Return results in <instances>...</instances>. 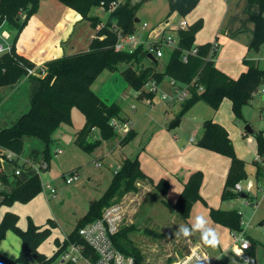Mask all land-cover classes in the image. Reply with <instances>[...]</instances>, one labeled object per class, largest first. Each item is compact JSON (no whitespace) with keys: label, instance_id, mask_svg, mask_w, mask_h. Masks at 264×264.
Masks as SVG:
<instances>
[{"label":"trees","instance_id":"trees-1","mask_svg":"<svg viewBox=\"0 0 264 264\" xmlns=\"http://www.w3.org/2000/svg\"><path fill=\"white\" fill-rule=\"evenodd\" d=\"M43 0H0V28L4 24L12 26L16 34L10 44L11 50L0 55V88L15 85L22 77L28 76L30 69L37 65L17 52L16 43L19 35L27 25L29 19L36 15ZM80 14L84 21H88L93 29H98L96 37L91 41L89 49L84 52L65 55L61 58L47 61L43 64V76L32 75L31 79L38 82V89L32 98L30 110L24 114L13 126L0 131V178L9 183V176L2 173V162L8 159V154L20 156L24 151V139L35 137L45 145L44 161L49 163L51 158L49 146L53 142V133L62 124H71L72 109L77 107L86 118V125L77 135L76 144L86 152H92L103 141L116 137L114 121L127 122L123 117V110L117 103L108 104L92 91V85L105 71L117 72L121 66H126L121 74L128 86L139 92V98L153 100L155 93L146 92V86L151 82L157 85L169 78L179 84H190L198 78V83L205 90L199 94L196 88L192 89L190 99L182 103L184 111L192 108L197 102H204L213 110H218L222 102L228 99L232 102V111L236 120L243 119V109L249 105L255 95L264 86V70L259 68L254 61H245L248 67L238 79L234 80L216 68L214 63L215 53H211L212 44L197 46L196 35L202 29V21L189 26L187 29L177 30V47L170 54L169 61L163 72H158L159 60H152L140 46L134 53L117 52L115 45L119 35L129 36L136 32V14L139 7L148 0H58ZM199 0H169L170 16L177 13L185 18L198 5ZM250 4L258 7V13L250 16V21L255 25L254 38L249 47L250 51L258 52L264 45V0H249ZM111 4L115 5L110 10ZM104 8L109 13L105 23L100 17L91 15L93 9ZM194 48L197 54L189 55L187 62L184 56ZM100 133V140L90 142L94 131ZM136 137V132L129 129L123 137L121 144L126 145ZM255 138L258 143V154L264 157V131L257 132ZM202 149L212 151L230 159L231 165L222 201H229L247 194L237 191V186L248 178L247 163L240 159L234 149L228 131L212 119L205 121L203 136L198 142ZM257 177L264 176V169L260 163H254ZM77 173V172H72ZM16 176V175H15ZM152 180L144 173L138 157L125 159L114 174L112 182L105 194L90 205L88 214L79 223L76 230L68 235V239L61 242L55 240L56 251L52 256L39 252L40 246L52 235L55 224L48 220V227L36 225L29 218L27 229L19 227V216L6 212L0 221V243L5 240L8 232H13L22 240L21 251L16 259H10L0 250V264H30V257H34L36 264H56V261L70 243L85 245L79 236L80 228L101 218L103 211L119 203L128 194L138 192L137 184ZM203 182L202 172L191 175L184 186V190L176 204L173 206L168 201L170 185L166 180H161L154 189L162 197V203L171 212L179 214L187 222L194 204L203 201L200 189ZM10 192L1 193V206L12 207L16 203L27 204L38 197L43 190L42 182L38 175H33L26 180L16 176L10 183ZM211 220L221 225L232 233L243 232L242 215L236 210L211 209ZM133 227H123L113 237L115 247L126 256L135 258L136 264H146V258L133 240L130 233ZM147 234L163 238L165 234L146 229ZM254 242L248 251L254 252ZM86 254L93 260L97 256L93 250L86 246ZM172 263V259L168 264Z\"/></svg>","mask_w":264,"mask_h":264},{"label":"rangeland","instance_id":"rangeland-1","mask_svg":"<svg viewBox=\"0 0 264 264\" xmlns=\"http://www.w3.org/2000/svg\"><path fill=\"white\" fill-rule=\"evenodd\" d=\"M53 1L58 2L61 6L63 5L58 0ZM121 1L123 0H118V2ZM138 1L134 0V2ZM114 8L115 6L111 4L109 12ZM91 15H97L105 23L109 13L105 12L101 6L93 9ZM136 18L140 22L137 23L135 33L141 37V40L142 38L148 39L149 42L161 40V33L164 31L165 38H172L176 46L177 30L180 28L183 18L179 15L170 16L169 0L146 1L139 7ZM166 21H169V23L167 24ZM143 25L148 26L145 31L141 30ZM7 28L8 25L0 28V36L7 31ZM5 42V39L1 36L0 43L4 44ZM149 42L144 43V47H147ZM165 52V56L158 59L159 65L156 68L158 72L165 70L172 49L166 48ZM125 67L121 66L120 71L117 72L103 71L92 85V91L102 100L109 104L117 103L123 110V117L128 120L127 122L120 120L113 122L116 128V137L109 141H103L92 152L81 149L77 146L76 139L80 130L85 128L86 118L77 107L73 108L72 123L62 124L53 133V142L49 146L51 158L48 169L40 171L39 178L42 186L50 184L56 193L52 195L49 190L46 191L43 188L42 193L30 203H16L13 207H0V220L4 217V213L10 209L9 212L16 213L19 216L18 225L23 230L27 229L29 218L36 225L44 228L48 227V220L55 224L52 235L39 248V252L47 256L54 254L56 249L55 240L59 239L63 242L66 236L73 233L88 214L92 202L99 200L105 194L115 172L119 171L123 161L125 159H135L146 151L147 147L148 149L153 148L150 141L151 143L154 141L150 139L154 134L156 135L160 130H163L176 137L181 135L182 138L180 137L179 140L183 139L184 136L187 139L195 138L191 133L190 127L193 124L190 118L193 115H198L203 110L202 108L205 107L203 102H197L192 108L184 111L181 102L173 105L169 100H163L162 97L164 96L169 97V99L175 97L174 90L169 84L170 80L166 78L161 84L157 85L158 91L154 94L153 100H150L151 104H149L146 101L149 100L148 98H139V92L128 86L121 74ZM152 88V84H148L145 88L146 92L149 93ZM263 96L264 94L259 90L251 103L244 107L243 119L236 121L242 131L249 136H253L254 131L258 132L264 129ZM179 118L183 120L181 127L171 128L174 121ZM247 126L251 128L252 132L246 130ZM129 129L136 132V137L128 144L123 145L121 141ZM100 139L99 131L95 130L94 137L89 141L94 142ZM24 143V151L20 156L13 157V161L6 159L2 162L1 171L9 176V183L0 178V203L2 201L1 193L10 192V183L15 180L17 169L23 170L25 162L33 161L34 165H39L44 161L46 145L41 140L35 137H26ZM60 150L62 153L56 155ZM256 159L257 155L254 153V157L248 160L246 168L249 179L253 177V173L255 178L253 161ZM74 171L77 172L78 179L72 184H67L66 180L70 178ZM33 175V172L24 170L20 178L26 180ZM248 178L242 181L244 185H247ZM254 187H257L255 180ZM237 191L244 193L241 188ZM244 194L250 196L248 193ZM141 195L142 191L138 187L137 193L126 195L119 203L126 202L130 206V212L132 213L127 217L123 227H133V231L130 233L131 239L143 251L146 264H168L170 259L173 263L178 258L187 255L194 243L193 233L190 231L187 222L179 214L171 212L162 203L158 191L148 194L147 198ZM244 198L239 197L225 202L231 204L236 201V204L238 202L244 204ZM146 229L163 233L165 237H153L147 234ZM260 231V235L264 237L261 228ZM248 235L254 240L253 230L248 232ZM243 236L247 237L245 234ZM262 237L257 236L255 240L264 245ZM11 239L14 240L13 243ZM5 240L3 252L10 259H14L19 255L22 240L13 232H8ZM197 240L196 243L200 244L206 251L211 249V246L205 240H200V237ZM237 243L240 244L239 241ZM234 253L232 250L221 252V256L213 264H246ZM217 254H219V250ZM247 255L251 256L248 252ZM30 264H36L34 257H30ZM80 264L84 263L81 262Z\"/></svg>","mask_w":264,"mask_h":264},{"label":"crops","instance_id":"crops-1","mask_svg":"<svg viewBox=\"0 0 264 264\" xmlns=\"http://www.w3.org/2000/svg\"><path fill=\"white\" fill-rule=\"evenodd\" d=\"M258 11V7L250 4L249 0H199L196 8L184 19L188 27L202 21L203 27L196 35L195 44L201 46L216 43L218 46L214 58L216 68L236 80L248 69L245 61H254L264 70V45L258 52L249 49L255 32V25L250 21V16L257 14ZM6 25L8 24L2 27ZM97 30L73 9L61 6L53 0H43L39 12L29 19L19 35L16 48L20 55L35 65L42 66L47 61L87 51L91 41L96 37ZM15 34L16 30L8 25L7 31L1 35L6 42L0 44L10 45ZM37 89L38 82L29 76L22 77L15 85L0 88V131L13 126L30 110ZM203 104L205 105L202 108L203 112L200 111L198 115L190 118L193 124L190 127L191 133L195 138L187 139L184 136L179 140L181 135L176 137L163 130L153 135L150 139L154 141L153 143L150 141L153 148L147 147L146 151L138 156L142 170L152 183L145 181L138 183L137 186L146 197L156 191L154 185L162 179L166 180L170 185L168 201L173 206L191 175L202 172L200 195L203 201L194 204L187 220L188 227L193 233V245L199 246L206 253L211 264L221 256V252L232 250L234 253L235 242L232 232L214 223L210 218V210H236L242 215L246 238L251 244L254 242V252L250 255L256 259L257 264H264V247L260 246L264 245L255 240L257 236L262 237L260 228L264 232V176L257 177L255 167V178L253 173V177L248 178L247 185L243 182L239 184L242 191L250 195L249 198L245 196L244 204L239 202L236 204V201L228 204L222 201V193L231 165L230 159L198 146L203 136L205 121L212 119L228 131L240 159L248 163L255 153L257 159L253 161V165L255 162L260 163L264 169V159L258 154V143L255 138L257 132L254 131L253 136H249L242 131L236 122L238 120L234 116L230 100L225 99L216 111L206 103ZM180 119L174 121L178 128L183 124V120ZM254 180L257 182L256 188ZM251 230L254 231V240L248 235ZM199 237L200 240L209 243L211 246L209 251L196 243ZM5 241L0 243V250L8 257L3 252ZM11 242L14 240L11 239Z\"/></svg>","mask_w":264,"mask_h":264},{"label":"built area","instance_id":"built-area-1","mask_svg":"<svg viewBox=\"0 0 264 264\" xmlns=\"http://www.w3.org/2000/svg\"><path fill=\"white\" fill-rule=\"evenodd\" d=\"M147 28V25H143L141 30L145 31ZM187 28L188 23L183 18L180 23L179 29ZM161 34V40H154L152 42H149L148 39L145 40L143 38L141 40V37L137 36L136 33L129 36L119 35V40L115 45V50L117 52L134 53L140 46H144V43L149 42V45L145 47L147 53L153 56L155 59H161L165 56L166 48H171L173 50L177 47V44L175 46V41L172 38H165L164 31ZM217 47V44L213 43L211 53H217ZM10 50V45L0 44V55L5 54ZM197 52V48H194L191 52H188L184 56V61L187 62L188 56L191 54L195 55L197 54ZM44 74L45 69L43 68V65L37 66V68L30 69L28 71V76H43ZM198 81L199 79L196 78L190 84L184 85L179 84L177 81L171 79L169 82L174 90L175 97L169 99V97L164 96L162 97L163 100H169L174 105L177 102L183 103L186 100L190 99L192 96L193 88H196L199 94L203 93L205 88L204 86L200 85ZM150 84H152L153 88L149 93H157V84L155 82H151ZM260 90L261 93L264 94V86ZM146 101L147 103L151 104L150 100ZM61 153L62 151L60 150L56 155ZM13 157H15V155H13L12 153L8 154V160L13 161ZM43 169H48V163L46 161H42L39 165H34L33 161L25 162L23 170L17 169L15 171V175L21 177L23 171L27 170L33 172L34 175L40 176V171ZM77 179V173H72L70 178H68L66 182L67 184H72ZM42 187L45 188L46 191L49 190L50 194L52 195L56 193L55 189H53L50 184H45ZM236 189H240L239 185ZM130 211V206L126 202L117 203L106 208L103 211L101 218L80 228L79 236L85 242V245L79 243H70L60 255V257L56 261V264H80L81 262H83L84 264H136L135 258L124 255L115 247L113 242V237L121 231L127 217L132 213ZM243 235L244 231L240 233H232V236L235 240L234 251L237 256L246 264H257L255 258L247 255V252L251 248V242ZM67 239L68 237L65 238V240ZM237 241H239L240 244H238ZM86 246L93 250V252L97 256L96 260H93V258L86 254ZM172 264H211V261L199 246L192 245L191 250L187 255L178 258Z\"/></svg>","mask_w":264,"mask_h":264},{"label":"water","instance_id":"water-1","mask_svg":"<svg viewBox=\"0 0 264 264\" xmlns=\"http://www.w3.org/2000/svg\"><path fill=\"white\" fill-rule=\"evenodd\" d=\"M140 22V20H136V23H139ZM149 57L152 59V60H154V61H156V59L153 57V56H151V55H149ZM263 99H264V97H263ZM176 126H178V124H173L172 126H171V128H175ZM246 130L248 131V132H252V130H251V128L249 127V126H247L246 127ZM243 197H245V195H243Z\"/></svg>","mask_w":264,"mask_h":264}]
</instances>
